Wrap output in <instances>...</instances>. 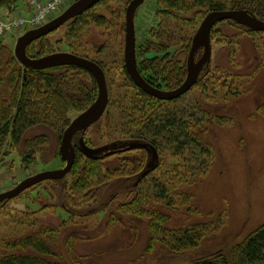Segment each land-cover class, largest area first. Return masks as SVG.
<instances>
[{
  "label": "rangeland",
  "instance_id": "1",
  "mask_svg": "<svg viewBox=\"0 0 264 264\" xmlns=\"http://www.w3.org/2000/svg\"><path fill=\"white\" fill-rule=\"evenodd\" d=\"M130 1L100 3L74 29L71 30L72 21H69L47 36L54 52L77 53L105 65L109 90L107 112L85 134L88 143L95 148L105 146L117 150L139 142L132 136L137 129L136 121L143 120V114L134 109L135 121L131 125L130 120L120 115L123 106L132 107L136 105L133 101L139 100L124 67L125 13ZM21 7V11L25 10L26 4ZM158 9L156 0H145L136 11L138 44H170V57L186 60L204 17H197L195 23H190L162 18ZM2 12L0 18L8 19ZM92 14L107 15L110 22L98 25L90 18ZM217 30L220 31L215 33L217 38L212 42L211 73L208 70L201 72L200 82L178 102L156 101L149 111L176 107L185 118L204 121L202 126L207 128L206 138L213 150L211 157L201 156L207 166H200L198 152L192 156L190 153L173 155L171 149L164 148L156 160L153 150L145 147L147 158L142 171L128 178L104 177L102 183L94 177L91 187L98 192V197L80 205L67 199L71 194L69 188L44 181L0 208V250L8 241L47 229L50 230L48 241L55 253L50 257L69 264H189L218 252L230 256L235 245L264 223V33H250L227 22L219 23ZM22 33L0 37L14 51L16 39ZM149 53L155 54V49ZM216 68L220 70L214 73ZM85 78L90 80L87 75ZM80 113L71 112V119ZM37 134H45L48 145L43 155L37 154L34 163H23L26 151L22 148L5 147L0 152V193L12 189L27 177L65 165L58 155L61 142L54 132L38 127L30 131L28 137ZM78 139L79 135L74 142ZM143 150L135 149L106 158L103 171L107 173L130 161L133 165L138 164ZM155 164L156 169L140 188H149L148 193L154 195L153 178L156 176L175 185L176 198H179L172 206L151 198L149 206L169 216L164 223L169 230L202 225L206 230L197 247L173 250L161 239H151L150 218L136 217L126 208L118 209L120 204L133 197L131 190L141 173ZM185 170L186 174L183 173ZM67 178L71 181L69 176ZM187 192L189 198L181 201L180 195Z\"/></svg>",
  "mask_w": 264,
  "mask_h": 264
},
{
  "label": "trees",
  "instance_id": "2",
  "mask_svg": "<svg viewBox=\"0 0 264 264\" xmlns=\"http://www.w3.org/2000/svg\"><path fill=\"white\" fill-rule=\"evenodd\" d=\"M106 1L109 0H101L98 4ZM156 3L159 6L157 11L159 16L186 20L190 23H195L197 17H205L211 11L239 9L252 12L264 20V0H156ZM22 4H26L25 10L28 11L27 0H0V11L4 10L8 11L9 14H14L16 11H21ZM93 8L71 19V30L76 27L77 23H82L85 15L90 13ZM90 18L101 26L110 22V18L104 14H92ZM223 22L241 26L250 33H264L251 30L233 20H225L219 23ZM219 23L212 28V42L217 38L215 33L220 31L217 30ZM47 36H43L29 44L27 54L30 57H41L55 51L51 44L47 42ZM170 37L173 38V35ZM147 43L138 44V41L136 43L138 67L143 77L151 84L161 88L174 89L180 86L187 76V58L186 60H177L176 57H170V44L151 45ZM153 49L156 53L149 55V52ZM164 52L166 53L164 54ZM201 56L202 49L197 52L196 59ZM94 61L99 63L105 70L103 63L97 60ZM210 67L211 62L205 66L202 73H207V70L208 73H211ZM218 70L220 68H216L214 73ZM126 73L130 76L127 70ZM85 75L89 76L90 80L85 78ZM131 81L138 92L139 100H132L136 104L132 107L128 104L123 106L120 115L130 120L131 125L135 121L133 120L132 111L137 108L136 110L143 114L141 117H144V119L140 122L136 121L137 129L132 137L139 142L132 144L136 147L129 151L143 150L147 147L151 150H157L159 155L164 148L171 149L173 155L190 153L192 156L198 152L201 160L200 166L206 167V161L201 156L209 158L212 156L213 150L206 138L207 128L202 126L204 121L187 119L184 117V113L180 114L178 112L176 107L161 108L159 111L155 110L149 113L154 108L156 101L176 103L182 96L177 100H160L138 87L132 78ZM199 82L200 79L196 84ZM97 95V82L88 70L75 65L58 66L43 70L31 68L25 70V67L17 59L15 52L0 37V152L5 147L11 150L22 148V151H26L23 163H34L37 160V154L43 155L44 149L47 148L48 137L45 134L28 137V133L38 127L50 128L60 143L64 131L71 123L70 113L84 111L94 102ZM146 110L148 112L145 114ZM85 141L89 147H92L86 137ZM77 143H79V139ZM142 152L138 164L133 165L131 161L126 162L120 168L106 173L103 171V161L112 155L101 157L104 152L102 154H89L81 147H77L73 167L66 177L61 180L46 181H53L58 185L62 184L63 188H69L71 194L67 195V199L80 205L97 199L98 192H95L91 187L94 177L99 178V182L102 183L104 177H107L106 179L108 177L128 178L142 171L147 158L145 150ZM58 155H61L60 152H58ZM183 173L186 174V170ZM68 176L71 181L68 180ZM147 177L139 179L131 190L133 197L126 203L120 204L118 209L126 208L136 217L150 218L151 239H161L169 244L173 250L197 247L206 230L202 225L188 226L178 231L169 230L164 226L169 216L153 209V206L148 204V201L152 198V201H160L159 199H161L168 206L174 205L179 198H176V186H172L155 176L153 178L155 194H149V188L147 190H143L144 187L140 188ZM182 195L184 196L182 197ZM188 198V192L180 195L181 201ZM2 206H4L3 203H1L0 208ZM52 231L56 232L54 229ZM49 232L50 230L40 229L19 239L6 242L5 248L0 250V264H69L50 257L55 253L48 241L50 240L47 236ZM160 233H164L161 238L158 236ZM189 264H264V223L253 230L242 242L235 245L230 256L218 252Z\"/></svg>",
  "mask_w": 264,
  "mask_h": 264
},
{
  "label": "water",
  "instance_id": "3",
  "mask_svg": "<svg viewBox=\"0 0 264 264\" xmlns=\"http://www.w3.org/2000/svg\"><path fill=\"white\" fill-rule=\"evenodd\" d=\"M100 1L101 0H76L54 19L50 20L43 26L26 31L16 40L14 52L17 59L25 67V70H28L29 68L43 70L66 65H75L84 68L94 76L98 86V95L96 100L87 107V109L76 116L64 131L60 145V154L65 165L56 170L43 171L27 177L12 189L0 193V205L1 203L5 204L7 201L17 197L25 190L43 181L61 180L65 178L72 169L76 158V148L73 140L75 135L79 132L81 133L79 138L80 147L89 154H98L100 151H105L101 155V157H104L123 153L136 147L127 146L117 150H109L105 146L93 148L86 144L85 134L87 130L101 119L106 112L109 103L106 72L99 63L88 57L80 56L68 51H57L41 57H30L27 54V48L30 43L53 33L71 19L76 18L94 7ZM144 1L145 0H131L126 8L124 62L126 70L134 83L148 94L157 97L160 100L177 99L186 94L197 83L201 72L212 60L213 46L211 31L217 23L225 20H233L251 30L264 32V20L247 10H216L209 12L202 20L193 37L192 45L187 56V76L184 82L177 88L165 90L149 83L143 77L138 67L135 14ZM201 49L203 50L202 56L199 59H196V54ZM153 152L156 160H158L159 154L157 150L153 149ZM156 166L157 164L151 168H147L142 172L140 178H144Z\"/></svg>",
  "mask_w": 264,
  "mask_h": 264
},
{
  "label": "built area",
  "instance_id": "4",
  "mask_svg": "<svg viewBox=\"0 0 264 264\" xmlns=\"http://www.w3.org/2000/svg\"><path fill=\"white\" fill-rule=\"evenodd\" d=\"M27 2L28 11L18 12L15 17L8 19L0 18L1 37L13 36L16 32L43 26L74 0H27Z\"/></svg>",
  "mask_w": 264,
  "mask_h": 264
},
{
  "label": "flooded vegetation",
  "instance_id": "5",
  "mask_svg": "<svg viewBox=\"0 0 264 264\" xmlns=\"http://www.w3.org/2000/svg\"><path fill=\"white\" fill-rule=\"evenodd\" d=\"M204 70V69H203ZM148 81V80H147ZM149 82V81H148ZM153 82V81H152ZM150 83V82H149ZM153 85V84H152ZM154 86L155 87H158L157 85H155L154 84ZM159 88H161V87H159ZM162 89H165V90H171V89H167V88H162ZM180 98V97H179ZM178 99V98H177ZM177 99H173V100H177ZM77 135H79V138H80V135H81V133L79 132ZM77 135H75V137H74V140H75V138H76V136ZM74 140H73V143H74V145H75V148L77 149V147H80V143H77V142H74ZM157 167V166H156ZM156 167L154 168V169H156ZM147 169V168H146ZM151 173V172H150ZM150 173L148 174V175H150ZM148 175H146V177L148 176Z\"/></svg>",
  "mask_w": 264,
  "mask_h": 264
},
{
  "label": "crops",
  "instance_id": "6",
  "mask_svg": "<svg viewBox=\"0 0 264 264\" xmlns=\"http://www.w3.org/2000/svg\"><path fill=\"white\" fill-rule=\"evenodd\" d=\"M24 11H27V10H22V12H24ZM2 14H4V16H8L9 18L14 16V14H9L8 11H4V10H3Z\"/></svg>",
  "mask_w": 264,
  "mask_h": 264
}]
</instances>
